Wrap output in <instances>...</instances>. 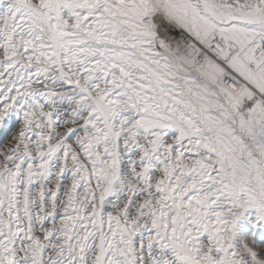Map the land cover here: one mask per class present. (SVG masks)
<instances>
[{
  "label": "snow or ice",
  "instance_id": "obj_1",
  "mask_svg": "<svg viewBox=\"0 0 264 264\" xmlns=\"http://www.w3.org/2000/svg\"><path fill=\"white\" fill-rule=\"evenodd\" d=\"M0 264H264V0H0Z\"/></svg>",
  "mask_w": 264,
  "mask_h": 264
},
{
  "label": "rangeland",
  "instance_id": "obj_2",
  "mask_svg": "<svg viewBox=\"0 0 264 264\" xmlns=\"http://www.w3.org/2000/svg\"><path fill=\"white\" fill-rule=\"evenodd\" d=\"M251 243V241H249Z\"/></svg>",
  "mask_w": 264,
  "mask_h": 264
}]
</instances>
